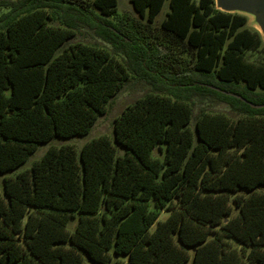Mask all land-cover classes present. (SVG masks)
Instances as JSON below:
<instances>
[{"label": "trees", "instance_id": "16d2710c", "mask_svg": "<svg viewBox=\"0 0 264 264\" xmlns=\"http://www.w3.org/2000/svg\"><path fill=\"white\" fill-rule=\"evenodd\" d=\"M130 1L147 24L109 19L118 0H0V264H264V62L246 57L260 32L215 0ZM82 23L115 52L66 46ZM132 75L153 89L113 137L17 171L89 134ZM193 94L237 117L203 109L192 126Z\"/></svg>", "mask_w": 264, "mask_h": 264}, {"label": "rangeland", "instance_id": "374dc122", "mask_svg": "<svg viewBox=\"0 0 264 264\" xmlns=\"http://www.w3.org/2000/svg\"><path fill=\"white\" fill-rule=\"evenodd\" d=\"M16 1V0H13ZM94 1V0H90ZM118 12L114 15L109 17V19L117 22L121 18H127V19H138L142 21L144 24H147V20L142 18L138 11L135 9L133 3L130 0H118ZM2 9H0L1 12ZM170 10L169 2L167 1L161 10L160 13L157 14L155 22L151 24L150 28L153 33H162V22L166 18L168 11ZM98 12V10H97ZM56 24L59 22L53 21ZM78 41L83 42H90L91 44H98L100 46H106L108 49L114 50L113 44L109 43L108 40L101 37L99 34H97L89 25H86L84 23L81 24V27L76 32V36L74 38H71L67 43L66 46H69L71 43H76ZM117 57L119 59L126 58V55L119 51L117 54ZM246 57L251 62L256 63H262L264 62V48H260L258 50L253 51H247ZM193 59V58H192ZM127 60V58H126ZM153 89L152 85L149 84V82L143 78H137L135 75H132V77L124 83L121 90L118 92V94L110 100V102L107 105V111L104 114H101L94 126L92 127L89 134H85L82 136H74L69 138H62V137H54L47 143H42L38 145V149L34 151L30 156L27 162L19 168L17 171H20L22 169L31 167L34 163V161L40 159L45 151L48 150L50 146H61L63 144L70 143L74 146H76L79 151L81 150L83 144L86 141H89L93 139L94 137H97L102 134H107L110 137H113L114 135V123H115V117L121 114L123 109H125L128 105L133 103L135 100H137L139 97L144 96L148 92H150ZM193 105H194V120H192V126H194L196 117L200 114V112L205 110H212V111H225L232 117H237L235 115L228 104L225 102L218 101L217 99H214L213 97L210 98H201L200 96L192 95ZM119 153H124V149L122 146H119L118 149ZM156 154H160L158 151V148L155 150ZM4 176L0 174V191H2V186L4 185ZM77 220L73 219L72 222H70V228H74L76 225ZM235 242V241H234ZM237 245V242L234 244ZM193 258H190V260L186 261L184 264H193ZM110 264H113L111 262ZM252 264H260V263H252Z\"/></svg>", "mask_w": 264, "mask_h": 264}, {"label": "water", "instance_id": "95a60500", "mask_svg": "<svg viewBox=\"0 0 264 264\" xmlns=\"http://www.w3.org/2000/svg\"><path fill=\"white\" fill-rule=\"evenodd\" d=\"M216 8L233 14H243L248 17V25L260 32L264 41V0H215ZM254 107L262 105L248 101L241 95L233 94Z\"/></svg>", "mask_w": 264, "mask_h": 264}]
</instances>
